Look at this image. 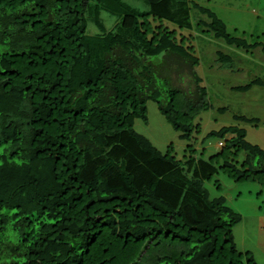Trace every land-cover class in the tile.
<instances>
[{"label":"trees","instance_id":"16d2710c","mask_svg":"<svg viewBox=\"0 0 264 264\" xmlns=\"http://www.w3.org/2000/svg\"><path fill=\"white\" fill-rule=\"evenodd\" d=\"M133 1L146 11L124 0H0V264H259L235 242L243 216L219 181L213 192L207 183L224 172L264 185V150L229 126L205 139L222 151L198 153L209 93L193 36L172 26L191 32L196 9L208 17L203 34L238 49L261 43L190 0ZM104 13L117 18L111 29ZM150 102L189 142L182 157L136 129Z\"/></svg>","mask_w":264,"mask_h":264},{"label":"rangeland","instance_id":"374dc122","mask_svg":"<svg viewBox=\"0 0 264 264\" xmlns=\"http://www.w3.org/2000/svg\"><path fill=\"white\" fill-rule=\"evenodd\" d=\"M124 1L141 11L147 9L142 3ZM190 1L211 9L227 25L229 33L233 36L244 38L251 45L261 43L256 49H238L222 39H215L212 33L203 34L198 22L208 21V17L196 9H192L194 29L191 32L187 29L180 31L176 26H172L179 36H193V46L200 59L197 73L209 93L211 108L198 119L203 128L198 153L205 152L204 156L209 159L222 151L218 139H205L209 132L229 126L246 129L248 141L264 150V87L256 85L250 91L244 92L234 90L257 79L264 82V0ZM103 19L108 29H111L117 20L106 13L103 14ZM220 52L230 60L221 63L218 56ZM183 72L188 73L183 69L181 76ZM170 76L178 78L175 73ZM220 108L226 109L219 111ZM236 115L259 118L261 121L257 124L238 122L234 118ZM148 116V123L138 120L136 129L150 138L161 151L166 152L173 145L176 153L182 157L189 142L180 139V133L168 123L154 102L148 104ZM230 138L231 136H228L227 140ZM215 181L221 183L220 194L227 198L228 205L243 216L242 222L234 228L238 250L243 254L253 253L257 262L264 264V185L254 182L235 183L221 172L212 182L207 183L211 192ZM215 196H219V193Z\"/></svg>","mask_w":264,"mask_h":264},{"label":"clouds","instance_id":"9594fccd","mask_svg":"<svg viewBox=\"0 0 264 264\" xmlns=\"http://www.w3.org/2000/svg\"><path fill=\"white\" fill-rule=\"evenodd\" d=\"M219 145L222 146L223 144L221 142H219Z\"/></svg>","mask_w":264,"mask_h":264}]
</instances>
